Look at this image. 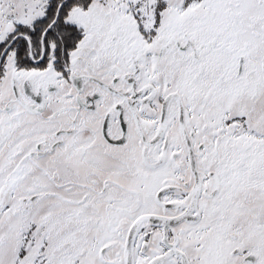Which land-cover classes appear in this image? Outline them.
<instances>
[{
	"label": "snow or ice",
	"instance_id": "6c2138e0",
	"mask_svg": "<svg viewBox=\"0 0 264 264\" xmlns=\"http://www.w3.org/2000/svg\"><path fill=\"white\" fill-rule=\"evenodd\" d=\"M0 264H264V0H0Z\"/></svg>",
	"mask_w": 264,
	"mask_h": 264
}]
</instances>
